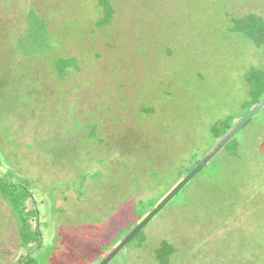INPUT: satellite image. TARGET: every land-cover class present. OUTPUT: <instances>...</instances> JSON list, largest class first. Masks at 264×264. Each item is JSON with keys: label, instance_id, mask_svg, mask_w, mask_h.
<instances>
[{"label": "rangeland", "instance_id": "1", "mask_svg": "<svg viewBox=\"0 0 264 264\" xmlns=\"http://www.w3.org/2000/svg\"><path fill=\"white\" fill-rule=\"evenodd\" d=\"M111 2L99 27L97 0H0V178L27 198L39 238L22 249L0 192V264H100L215 146L213 125L246 115L264 48L235 23L264 19V0ZM30 12L49 35L41 49ZM152 96L165 110L138 114ZM235 140L238 157L218 153L144 228V246L110 264H157L163 241L170 264H264V108Z\"/></svg>", "mask_w": 264, "mask_h": 264}, {"label": "trees", "instance_id": "2", "mask_svg": "<svg viewBox=\"0 0 264 264\" xmlns=\"http://www.w3.org/2000/svg\"><path fill=\"white\" fill-rule=\"evenodd\" d=\"M97 10L101 15V20L97 23L99 27L107 26L113 21L115 9L111 0H97ZM26 20L29 24V41H31V45H38L41 49L49 42V35L44 29V23L40 21L35 12H30V14L27 15ZM235 29L238 33L242 34L252 42L255 47L264 48V19L262 17L254 14L248 15L236 21ZM58 66L63 72H65L67 69H72L71 67H73V63H70L69 61L63 63L59 62ZM246 86L248 89V101L245 103L244 107L247 115L252 108L264 99V71L252 68L246 75ZM238 122H236L234 117H226L221 121L216 122L211 129V137L214 143H219ZM224 150H226L231 157L236 158L241 153V146L240 143L233 138ZM202 158H198L193 161L192 164H189L190 167L188 166L189 168H185L187 171L181 173L182 177L178 182L187 176L201 162ZM13 187L15 186L5 184L0 178V192L3 198L10 204L14 213L18 216L21 247L24 250L33 244H35L36 247H39L38 231L34 227L36 220L35 216H32L35 211L27 209L21 204L23 201L27 200V198L24 194L17 193L18 190L16 189L15 192L12 191ZM150 209H152V207H150ZM150 209L136 212V220L132 227L121 230L117 237V243L113 242L112 247L108 248L106 254L112 251V249L115 248L117 244H119L123 238L150 213ZM146 241L147 237L143 229L126 247H129L134 243L136 247L142 248ZM176 254L177 249L168 241H163L160 248L155 251V261L157 264H170L172 259L177 256ZM19 264L23 263L19 261Z\"/></svg>", "mask_w": 264, "mask_h": 264}, {"label": "water", "instance_id": "3", "mask_svg": "<svg viewBox=\"0 0 264 264\" xmlns=\"http://www.w3.org/2000/svg\"><path fill=\"white\" fill-rule=\"evenodd\" d=\"M264 108V99L250 110L237 125L201 160V162L185 176L170 193L142 220L129 234L103 259L100 264H110L116 256L158 215L208 164L220 153L227 144Z\"/></svg>", "mask_w": 264, "mask_h": 264}, {"label": "flooded vegetation", "instance_id": "4", "mask_svg": "<svg viewBox=\"0 0 264 264\" xmlns=\"http://www.w3.org/2000/svg\"><path fill=\"white\" fill-rule=\"evenodd\" d=\"M156 98H157V96H152V99H151V101H150V107H147L146 109L141 110L140 113H138V114H141V113H142V115H143V114H147V115H149V114H153L154 112H156V114L159 113V112H163V111L165 110V108H163L162 105L159 104V102H158V100H157ZM130 109H131V108H130ZM150 109L152 110L153 113H149V114H148V112H145V111H148V110H150ZM131 110H133V109H131ZM134 123H135L136 126L138 125V122H134ZM217 144H218V143H217ZM217 144H215V146H216ZM215 146H214V147H215ZM214 147H213V148H214ZM213 148H212V149H213ZM212 149H210V150L208 151V153H209ZM208 153H206V154L204 155V157H205ZM204 157H203V158H204ZM203 158H202V159H203ZM112 250H113V249H112ZM110 252H111V251H110Z\"/></svg>", "mask_w": 264, "mask_h": 264}]
</instances>
